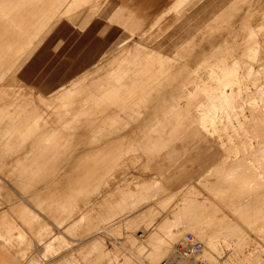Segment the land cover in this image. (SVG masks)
<instances>
[{
  "label": "bare ground",
  "instance_id": "bare-ground-1",
  "mask_svg": "<svg viewBox=\"0 0 264 264\" xmlns=\"http://www.w3.org/2000/svg\"><path fill=\"white\" fill-rule=\"evenodd\" d=\"M244 4L245 0H0V111L5 110L6 106L14 105V102L18 100H20L19 104H25L24 97L20 98L19 95L21 94L16 95L17 91L15 92L13 89L11 90L15 92V96H11L13 103L9 104L4 100L3 97L8 92V90H4V80L9 76L7 74H10L9 77L12 79L18 80L22 66L26 62L28 65H33L31 58L37 50L41 51V49L44 50L49 47L54 53L57 50L54 49L56 45L58 47L67 45L66 65L67 69L69 68L67 83L60 85L59 82L57 88L49 94V98H54L56 101L42 103L40 108L46 111L50 110L54 114L51 121L52 127L41 137L52 136V141L57 143L55 150H60L67 141L74 139V137L82 146L79 156L69 167L70 171H74L68 179L66 177L69 185L88 188L90 184L96 181V173L99 171L107 172V169L113 168L114 165L110 160L115 158L121 160L124 152L131 154L129 155L131 161L129 166H138V159L150 162V152H153L155 148L153 144H159L167 135L170 138L179 137L180 127L183 124L192 126V122L200 126L204 130V134L201 132V128H199L201 130L192 128L184 133L178 140L184 148H181V151H184V154L188 151L187 155H189L191 148L200 152L204 150V156L214 160L217 158L215 152L213 150L207 152L211 149V144H208L207 141L210 139L205 137L207 126L203 124V121H207L208 126L211 127L210 125L214 123L218 113H220L221 119L224 109L226 107L232 108L235 95L231 89H228L227 85L229 84L224 80L236 76L241 69H245L246 74L249 75L253 70L252 67L264 65L263 55H260L263 59H258L257 64L250 60H255L257 57L255 53L256 44L251 42V47H249L245 40L246 34L251 36V33H249L246 25ZM13 11L17 17L9 20L6 14ZM1 16L6 17L2 19ZM8 22L18 24V26L22 23L26 29H30L35 24L37 26L35 33L38 42L36 41L34 46L33 43L36 40L34 33L33 41L29 45L30 47L33 44V48L27 53V58H25L27 60L22 61V63H19L21 54L23 55L28 48L22 51V46H18L17 41L20 37L17 32L8 34V29H10ZM200 28L204 31H198ZM29 37L30 33L26 37L27 41ZM157 63H161V65H155ZM59 73L55 74V83ZM101 73L104 74L103 77H100L99 74ZM153 77L157 79L153 81ZM192 77H204L206 85L213 87L217 92L207 93L204 99L198 101V109L190 112V110L185 109L182 103L170 101L172 96L178 97V92L168 93L164 91L169 86H179L178 81L182 84L184 82V79L175 81L170 79ZM252 86L254 87L253 84ZM239 100L243 101L242 99ZM39 104L41 103L39 102ZM247 106L248 109L246 110H248L249 116L243 115L240 124L254 128L257 131L256 137H259L258 140L264 143V120L262 118L264 95L249 101ZM9 110L11 111L6 113L0 112V126L8 119L13 118L15 109ZM35 132L38 135L39 131L36 126L33 135ZM171 143H173L172 140ZM174 146L171 144L169 149H173L174 152L178 151L179 149L175 151ZM168 151V155L173 154V151ZM167 156L165 157L167 158ZM72 157L74 156L72 155ZM174 158L172 156L171 161H176ZM201 159L203 161V158ZM71 160L73 161L72 158ZM180 160L182 159L180 158ZM205 160L207 161V159ZM123 161L125 162V160ZM171 161L169 162L171 163ZM105 162L107 169L104 167ZM127 162L129 161L127 160ZM203 163L200 161L198 164ZM170 165L172 166V164H168L169 168ZM177 166L180 169L179 165ZM156 167L159 165H155ZM123 168L121 167V169ZM140 168L139 170H141ZM204 168L209 169V164ZM167 169L164 171L160 169V171L162 170L164 173ZM61 170L59 171L61 172ZM123 170L120 171L123 172ZM145 171L144 167L143 172L145 173ZM189 171L188 168V173ZM116 173L118 174V172ZM150 173L151 170H149ZM158 173L159 171L156 175H160L162 172ZM167 173L165 174L169 175ZM190 173V176H188L189 174L169 175L171 178H167L165 175V179H170L167 187L175 190L179 186L194 183L193 181L197 178L194 172V174L192 171ZM53 175V178H59L55 177L54 172ZM193 175L195 180H193ZM61 178L63 177L61 176ZM165 179L163 176V180ZM53 180L51 179V181ZM132 180L135 183V180ZM214 180L219 181L218 178ZM123 181L125 184L129 182V178ZM162 183L164 182L159 178H153L152 181L142 178L136 181V184L143 190H148L150 184ZM196 183L200 186L199 179ZM211 185L209 188L211 192L226 189L235 191V187L231 185L226 184L224 187H219L216 184V189L211 188ZM252 190V188H247L245 191ZM48 191L47 193H49ZM238 195L239 200L246 199L245 193ZM145 198H147L145 193L139 194L135 196L134 202L139 205ZM69 199L71 196L67 197L64 203L66 200L69 202ZM191 201L193 204L182 205L176 214L181 216L184 230L192 231L195 234V240L200 243H202L200 239L205 240L207 248L212 251L214 249L211 240L213 238L212 232L207 229L213 221L208 216L204 204L196 207L198 204H195V200L192 198ZM219 201L222 202L221 199ZM2 203L4 204V202ZM7 204L8 202L4 205ZM62 207L64 208V206ZM15 209L17 206L14 207ZM17 210L15 211L20 213L19 210L22 209L18 208ZM240 210L242 209H231L238 218L242 217ZM4 215L2 218L0 215V227L5 228L6 233L5 235L0 233V240L9 242L10 238L15 237L19 238V241H23L24 237L20 232V226L9 222ZM73 218L69 220L71 221ZM81 223V218H79L71 226L78 228ZM163 228H166L164 224H156L154 230L149 233V238L164 237L170 239L174 236L175 230L170 231L169 237L162 234L161 229ZM54 240H59V235H55ZM100 242L94 240L90 248H99ZM79 252V256L82 255L81 259H83L87 253H91L93 250L86 253ZM179 254L180 258H185L181 253ZM204 256L206 260L209 259V253L205 252ZM21 263L23 264V262ZM84 264H96V262L85 257Z\"/></svg>",
  "mask_w": 264,
  "mask_h": 264
},
{
  "label": "rangeland",
  "instance_id": "rangeland-1",
  "mask_svg": "<svg viewBox=\"0 0 264 264\" xmlns=\"http://www.w3.org/2000/svg\"><path fill=\"white\" fill-rule=\"evenodd\" d=\"M243 8L246 25L249 33H251V36L248 33L246 34L245 40L249 47H251V42L256 44L255 53L257 57L255 60H250L257 64L260 58L263 59L264 57V0H245ZM13 13L14 11L6 14L9 20L17 17ZM6 16H1V18L5 19ZM8 23L10 25L8 34L17 32L20 37L17 41L18 46H22V51L28 48L27 52L24 51L25 54H21V62L19 61V63H22V61L27 60L25 58H27V53L32 50V45L35 46L38 42L35 33L37 26L35 24L30 29H26L22 23H20V26ZM198 31L204 30L200 28ZM29 33L30 37L27 41L26 37ZM34 33L36 40L30 48L29 45L33 41ZM54 49H57L54 51L56 55L48 58L49 67L47 71L39 72L36 69L34 73L33 69L32 71L29 69L26 62L22 66V71L18 74L19 82L9 77L10 74H7L9 76L4 80V90H8L5 97H3L4 100L12 104L11 98L15 96L14 93L17 91L15 94H21L19 97H24L25 104H19L20 100H18L14 102V105L6 106L5 110H1L6 113L11 111L9 109H15V114L12 119H8L0 126V215L2 218L6 213L4 217L9 222L19 225L24 238L23 241H19V238L15 237L10 238L11 242L0 240L1 244L7 245V247L16 251L17 256L25 264H81V262L84 264L85 257L96 262V264H264V143L258 140L259 137H256L257 131L254 128L240 124L243 115L249 116L248 110H246L249 101L264 95V65L252 67L253 70L249 75L246 74L245 69H241L236 76L226 80L222 79L225 82L227 81L229 84L227 85L228 89H231L235 95L232 108L226 107L221 119L220 113H218L214 123L210 125L211 127L208 126L207 121H203V124L207 126L205 137L210 139L207 141L208 144H211V149L207 152L213 150L217 158L210 160L204 156V150L200 152L192 148L189 150V155H187L188 151L186 150V154H184L185 152L181 151L183 145L178 140L190 129L198 128V130H201L202 128L197 126L195 122H192V126L183 124L179 130L181 132L179 137L170 138L167 135L163 137L159 144H153L155 148L153 152H150V162L138 159V166H129L131 162L129 155L131 154L124 152L121 160L118 158L110 160L114 165L110 170L107 169L105 162L104 167L107 172L99 171L96 173V181L85 188L84 186H71L72 184L69 185L67 182V179L74 172L70 171L69 167L71 164L73 165V162L79 156L82 147L75 140V137L67 141L58 151L55 150V144L57 143L52 141V136L41 137L43 133H46L52 127L51 121L54 114L50 110L46 111L40 107L42 103H52L56 100L49 98V94L55 88L49 92H44L40 85L45 84L52 77V74L58 70L56 67L59 66L60 62L64 63L68 46L60 45L58 47L56 45ZM35 53L33 57L37 58L38 61L45 60L46 55L39 57L38 50ZM54 53L51 49L49 54ZM260 55H263V57ZM33 57L31 60H33ZM155 65H161V63ZM66 68L65 66L64 72ZM99 75L100 77L104 76L102 73ZM67 76L68 73L65 74L60 85L67 83ZM156 79L153 77V81ZM181 79H184L183 84L178 81L179 86H169L164 92H178V97L176 95L172 96L173 99L171 98L170 101L182 103L185 109L190 110V112L198 109V101L204 99L207 93L217 92L213 87L206 85L204 77L174 78L170 80ZM8 80L9 82H7ZM156 84L158 85V83ZM12 89L15 92L11 91ZM38 107L40 109H37ZM262 118L264 120L263 111ZM35 126L38 128V135H36L37 130L33 135ZM203 131L202 129L201 132L204 134ZM156 134L158 135V133ZM169 140L173 141L171 144L172 146L175 145L173 147L175 151L179 149L176 151L178 153L174 152L173 149H169L171 148ZM167 147L168 150L173 151V154L169 155L171 158L176 156L174 158L176 161H171L168 155L170 151L167 150ZM200 157L203 158V161ZM180 158L184 159L183 162ZM200 161L206 163L198 164ZM124 163H127V165H124ZM176 163L181 170L177 168ZM190 163L192 164L190 165ZM207 163L211 169L204 168L208 165ZM168 164H172V166L170 165L169 168ZM155 165H159V167L155 168ZM192 165L193 168H191ZM63 166L66 167L61 168ZM121 167H124V170ZM144 167L145 173L143 172ZM188 168L190 169L189 173ZM200 168H203L204 171ZM58 169H62L61 172ZM160 169L167 170L163 173ZM120 170H123V172ZM149 170H151L150 174ZM158 171L159 173L162 172L163 175L161 176L162 173L156 175ZM191 171L195 173L193 174L196 176V180H200V186L196 183L197 181L193 175V180L196 181H193L194 183L179 186L175 190L167 187L170 179H165L166 176L167 178L186 174L190 176ZM53 172L55 177H59L58 179L53 178ZM166 172L171 176L166 175ZM200 173L202 176H200ZM130 175L132 177H129ZM163 176L166 181L163 180ZM127 177L129 182L124 184L123 180L128 179ZM137 178H146L149 181H152L153 178H159L164 183L150 184L148 190H143L136 184ZM215 178H218L219 181L216 182ZM51 179H54V182ZM132 179L135 180V183ZM216 184L219 187H224L226 184L234 186L235 191H231V189L217 192L209 191L210 185L211 188L216 189ZM44 186L49 190V193H47ZM247 188L253 190L245 191ZM41 190L46 195L41 193ZM143 193L147 196L146 200L144 199L142 203L140 202L141 204L136 205L134 202L135 196ZM239 193H245L244 197L246 199L239 200ZM69 196H71L69 202L66 200L64 203ZM1 198H4V200ZM192 198L195 200V204H198L196 207L202 204L205 205L207 214L213 221L207 230L212 232L213 238L211 237V240L214 249L210 251L205 240L200 239L204 246L202 252L189 255V257L184 256L185 259L178 256L180 254L177 247L182 244L181 241L185 234L193 235V237L195 234L192 231L184 230L181 216L176 213L182 205L193 204ZM1 201L4 204L8 202L9 206L8 204L4 205ZM19 205L23 207H19ZM16 206L17 209H22L19 210L20 213L16 212L17 209L14 210ZM231 209H242L240 210L242 217L238 218ZM18 214L19 217H17ZM78 216L82 221L80 226L78 228L71 226L79 219ZM71 218L73 220L70 221ZM206 218L208 217L206 216ZM22 223L23 225H21ZM160 223L166 227L161 229L162 234L170 237V231H176L172 236L173 238H149V233L154 230L156 224ZM0 233L5 235V228L0 227ZM55 235H59V240H54ZM94 240L101 241V246L91 249L90 245ZM114 242L116 243L114 244ZM89 250H93V252L87 253L81 259L82 255L79 256V251L86 253ZM205 252L209 253V259L207 260L204 256Z\"/></svg>",
  "mask_w": 264,
  "mask_h": 264
},
{
  "label": "crops",
  "instance_id": "crops-1",
  "mask_svg": "<svg viewBox=\"0 0 264 264\" xmlns=\"http://www.w3.org/2000/svg\"><path fill=\"white\" fill-rule=\"evenodd\" d=\"M48 49H49V53H50L51 49L49 47L45 48L44 50L41 49V51L38 50L39 57H42L43 55H46V58H45L44 61H42V60L38 61L37 58L33 57V60H32L33 61V65H28L29 69L31 71H32V69H33L34 73L36 72V69L39 72H43V70L47 71V69L49 67L48 58H51V57L55 56L54 54L50 55L48 53ZM35 54H33V56ZM66 55H67V52H66ZM34 64H35V66H34ZM65 66L67 67L66 58L64 60V63L60 62L59 66L56 67V68H58V70L57 69H56L57 71L55 70L56 72H54L52 74V77L48 81H46L45 84L40 85L42 90H44V92H49L52 89H54V88L56 89L57 88L59 82L61 83V80H63V78L65 77V74L68 73V71H69V68L68 69L66 68L65 72L63 71ZM58 72H60V73H59V76L56 78L57 82L55 83V81H54L55 74L58 73ZM9 249H10L11 252L9 251ZM21 262H23V260H21L17 256L16 251L12 250L11 248H9L7 246H4V245L0 244V264H22ZM23 264H25V263L23 262Z\"/></svg>",
  "mask_w": 264,
  "mask_h": 264
},
{
  "label": "built area",
  "instance_id": "built-area-1",
  "mask_svg": "<svg viewBox=\"0 0 264 264\" xmlns=\"http://www.w3.org/2000/svg\"><path fill=\"white\" fill-rule=\"evenodd\" d=\"M181 243L182 244L177 247V250L183 256L199 254L202 252V243L195 240V238L190 234L185 235Z\"/></svg>",
  "mask_w": 264,
  "mask_h": 264
}]
</instances>
